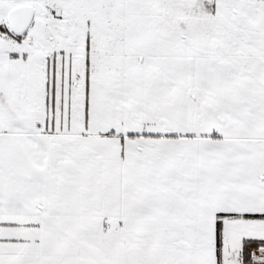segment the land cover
Wrapping results in <instances>:
<instances>
[{
  "label": "snow or ice",
  "instance_id": "snow-or-ice-1",
  "mask_svg": "<svg viewBox=\"0 0 264 264\" xmlns=\"http://www.w3.org/2000/svg\"><path fill=\"white\" fill-rule=\"evenodd\" d=\"M0 264H264V0H0Z\"/></svg>",
  "mask_w": 264,
  "mask_h": 264
}]
</instances>
